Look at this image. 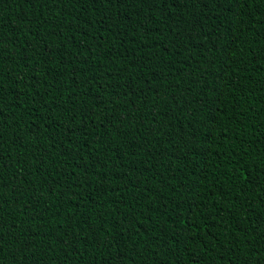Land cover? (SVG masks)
Here are the masks:
<instances>
[{
    "label": "trees",
    "instance_id": "1",
    "mask_svg": "<svg viewBox=\"0 0 264 264\" xmlns=\"http://www.w3.org/2000/svg\"><path fill=\"white\" fill-rule=\"evenodd\" d=\"M0 264H264V0H0Z\"/></svg>",
    "mask_w": 264,
    "mask_h": 264
}]
</instances>
